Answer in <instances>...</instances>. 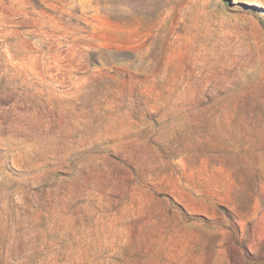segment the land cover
Masks as SVG:
<instances>
[{"label": "rangeland", "instance_id": "1", "mask_svg": "<svg viewBox=\"0 0 264 264\" xmlns=\"http://www.w3.org/2000/svg\"><path fill=\"white\" fill-rule=\"evenodd\" d=\"M0 264H264V0H0Z\"/></svg>", "mask_w": 264, "mask_h": 264}]
</instances>
